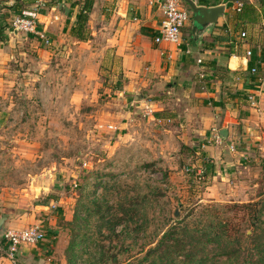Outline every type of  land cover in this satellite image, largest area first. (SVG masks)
<instances>
[{
    "label": "rangeland",
    "instance_id": "1",
    "mask_svg": "<svg viewBox=\"0 0 264 264\" xmlns=\"http://www.w3.org/2000/svg\"><path fill=\"white\" fill-rule=\"evenodd\" d=\"M65 24L71 27L70 20ZM67 28L58 38L48 35L54 41L49 44L14 33L25 44L15 43L12 86L0 95V216L26 227L29 217L49 213L71 224L63 255L49 264H181L182 256L174 253L168 261L164 247L158 248L172 228L179 240L198 244L197 257L207 255L202 264H258L264 242V83L250 68L222 79L223 97L237 104L231 108L236 122L228 124L231 138L218 145L230 153L229 164L199 179L203 161L211 162L202 144H216L208 139V125L199 136L196 121L215 117L214 98L197 105L163 86L151 96L167 101L143 115L140 99H148L147 90L127 92L109 49L92 36L76 41ZM237 31L239 43L259 40L264 49L263 25L249 27L244 36ZM72 215L74 222H64ZM217 223L225 227L224 238L203 246V234ZM57 240L50 236L51 244ZM0 245L8 257L6 241ZM15 259L11 264L19 263Z\"/></svg>",
    "mask_w": 264,
    "mask_h": 264
},
{
    "label": "crops",
    "instance_id": "2",
    "mask_svg": "<svg viewBox=\"0 0 264 264\" xmlns=\"http://www.w3.org/2000/svg\"><path fill=\"white\" fill-rule=\"evenodd\" d=\"M75 1L43 0V6L39 10V26L49 40L51 39L48 35L58 38L59 33H63L65 27L67 28L65 24L67 19L72 23L79 9V4H74L77 3ZM192 1L197 6L223 5V12L217 16L214 23L203 27L193 20V13L185 0L182 6L190 12V18L181 29L180 45L154 42L162 19L159 0H94L87 25L91 28L90 36L98 40L103 48L109 49V54L114 56L113 61L120 70L118 76L125 81L124 89L127 92L147 90L150 94L147 96L148 99L144 96L145 98L142 97L140 101L148 103L151 108L157 106L156 103L161 105L167 101L166 98L151 96L157 94V90L163 86H166L167 93L171 96L176 95L179 99L184 95L190 99L191 103H197V105L205 98H214L216 102L212 109H214L215 117L201 116L200 120L197 118L196 132L199 136L204 135L206 133L202 129L204 125L210 126L212 131L217 129L220 132L226 129L228 134L225 139L223 138V142L227 143L233 130L228 124L236 122L234 108H231L237 104H234L236 98L225 99L226 95L223 97L222 79L227 77L225 79L227 82L228 78L235 76V71L248 68V62L252 59L255 61L252 66L257 67L255 74L258 76L257 80L260 84L264 83V67L258 64L260 56L264 55V49L262 50L259 45L261 42L259 40L250 42L244 39L239 43L238 39L241 38L237 31L238 29L248 31L249 27L256 24L264 26V14L262 11L260 13V8L264 9V4L260 0H247L260 15L255 23L244 24L237 20L232 0ZM15 2L23 9L33 7L36 0H0V95L12 86L11 74L14 70H12L11 62L16 52L19 53V49H14L15 43L17 42L19 46L25 44L19 41L21 40L18 37L19 34H14L2 23L10 15H15L10 8ZM25 4H29L30 7H24ZM67 30L70 31V27ZM88 39L91 41V38ZM51 43L54 41L51 40ZM248 49L251 51L250 57L246 56ZM237 51H241L239 55ZM20 54L22 55L23 52ZM197 59L202 61L198 63ZM106 60L110 62L108 56ZM219 69L223 73L218 72ZM209 78L213 80L208 81ZM230 83L237 85L235 82ZM212 131L208 134L209 140ZM202 145L201 151L210 158L214 167L224 162H226L225 165L229 164L227 161L230 153H226V150L220 147L221 145L214 147ZM217 171V168L214 169V173ZM212 177H215V174H212ZM44 216L42 215L41 219L35 218V215L31 219L28 218L27 225L42 223L41 226L47 238L36 245H21L15 259L19 262L18 264H49L46 261H51L55 255H63L65 245L69 242L66 239V229L70 231L71 224L60 223L62 220L60 215L56 217L48 213ZM73 217L74 215L70 218L65 217L64 222H74ZM17 221V219L5 217L3 226L5 228L24 227V224L19 225ZM66 226L68 228H64ZM51 233L54 237H58L56 245L50 242ZM68 237L70 238V235ZM0 264H11V260L0 253Z\"/></svg>",
    "mask_w": 264,
    "mask_h": 264
},
{
    "label": "built area",
    "instance_id": "3",
    "mask_svg": "<svg viewBox=\"0 0 264 264\" xmlns=\"http://www.w3.org/2000/svg\"><path fill=\"white\" fill-rule=\"evenodd\" d=\"M185 0H159V7L161 10L162 19L158 34L154 37L155 43L167 42L175 45H180L182 41L181 29L190 18V12L182 6ZM235 11H240L243 7V0H232ZM43 6V0H36L35 5L31 8H23L19 13L15 14L10 21L9 29L14 33H23L26 35L34 36L38 39H42L46 44L50 43V40L46 37L44 31L40 29L39 23V10ZM245 32L242 31L240 36H244ZM251 51H246V56L250 57ZM258 64L264 67V55L260 56ZM202 60L197 59L200 63ZM250 73L255 75L257 73V67L252 66ZM203 77V75H201ZM248 100L254 104V97L249 95ZM141 102V108L143 115H151L153 109L148 103ZM110 129L115 130V126L109 125ZM216 145L223 143V138L220 132L215 130L211 135ZM188 170V169H186ZM198 174L202 173V168L197 170ZM77 184H74L76 187ZM45 231L39 223L30 224L21 229H6L3 233H0V241H6L8 258L13 259L16 255L18 248L21 245H36L45 240Z\"/></svg>",
    "mask_w": 264,
    "mask_h": 264
},
{
    "label": "trees",
    "instance_id": "4",
    "mask_svg": "<svg viewBox=\"0 0 264 264\" xmlns=\"http://www.w3.org/2000/svg\"><path fill=\"white\" fill-rule=\"evenodd\" d=\"M262 4H264V0H260ZM74 4H79V9L75 15V18L73 19L70 27L71 36L74 37V39L79 41H86L89 36L90 32L87 27V22L89 19V14L92 10L94 0H76ZM10 8H12V11L17 14L22 9L18 5L17 2H15ZM20 8V9H19ZM264 14V9L260 8V13ZM260 14H258V11L247 1L243 0V7L240 11H236V17L237 20L241 21V23H255L257 21V18ZM255 64V61L252 59L248 62V68H251L252 65ZM157 115V114H156ZM198 153V152H196ZM202 173L198 174L196 172V176L201 179L204 178L206 175H209L208 171L209 169H214V165L212 162H209V160H204L202 163ZM186 171H192L193 169H190V167H187ZM214 171V170H213ZM213 174V172H210V176ZM208 176V177H210ZM246 207L248 205H245ZM212 225V223H210ZM209 225V226H211ZM213 230L206 231L203 234V246H205L207 243H214L218 242L221 238H224V232L225 227L219 223L214 224ZM194 237V236H193ZM164 247L163 251V259L168 261H173V254H177V256H182L183 260L181 264H202L206 261L207 255L197 257L196 250L194 248H197L198 250H201L198 247L197 243H194L192 240H179L177 237H175V231L174 228L171 230L165 231L162 234L161 239L159 240L158 248ZM202 251V250H201ZM257 253L261 254V256H258L257 263L258 264H264V242L260 243V247L257 248ZM219 255L225 256L226 258H229L232 253L230 251H222ZM144 259H147V257H144ZM247 261L251 262V259H247Z\"/></svg>",
    "mask_w": 264,
    "mask_h": 264
},
{
    "label": "water",
    "instance_id": "5",
    "mask_svg": "<svg viewBox=\"0 0 264 264\" xmlns=\"http://www.w3.org/2000/svg\"><path fill=\"white\" fill-rule=\"evenodd\" d=\"M190 9L193 13V20L201 25L206 26L208 24L214 23L217 16L223 12V5H217L213 7H206V6H197L195 2L192 0H187ZM227 130L222 129L220 131V135L222 138L227 137ZM5 221V217L0 216V233H3L6 228L3 226V223Z\"/></svg>",
    "mask_w": 264,
    "mask_h": 264
}]
</instances>
